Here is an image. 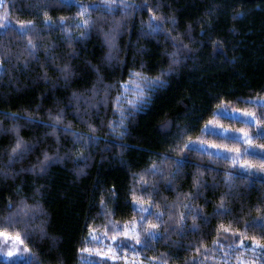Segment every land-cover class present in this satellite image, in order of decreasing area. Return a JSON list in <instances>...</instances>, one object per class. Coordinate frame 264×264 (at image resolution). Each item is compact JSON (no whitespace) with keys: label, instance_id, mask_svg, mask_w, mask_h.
Listing matches in <instances>:
<instances>
[{"label":"trees","instance_id":"16d2710c","mask_svg":"<svg viewBox=\"0 0 264 264\" xmlns=\"http://www.w3.org/2000/svg\"><path fill=\"white\" fill-rule=\"evenodd\" d=\"M262 101L264 0H0V233L23 264H264Z\"/></svg>","mask_w":264,"mask_h":264},{"label":"rangeland","instance_id":"374dc122","mask_svg":"<svg viewBox=\"0 0 264 264\" xmlns=\"http://www.w3.org/2000/svg\"><path fill=\"white\" fill-rule=\"evenodd\" d=\"M261 103L264 104V101ZM222 133L224 134L225 131H222ZM14 238L0 235V259L8 264H23L28 262L30 257L27 250L22 247L20 241ZM10 251L12 252L11 256L8 255Z\"/></svg>","mask_w":264,"mask_h":264},{"label":"snow or ice","instance_id":"6c2138e0","mask_svg":"<svg viewBox=\"0 0 264 264\" xmlns=\"http://www.w3.org/2000/svg\"><path fill=\"white\" fill-rule=\"evenodd\" d=\"M124 6L127 7L128 5L125 4ZM107 7H108V10H110V11L112 10V8H111L110 5L107 6ZM85 23H87V22L85 21ZM153 30H154V31H158V30H159V26H156ZM21 31H23V30H21ZM132 75H133V76H136V77H140V76H141L140 73H133ZM138 90H139L141 93L143 92V89H142V88H139ZM244 140H245L246 142H248V143L251 142V141H250V138L247 136V134H245ZM17 146L19 147V145H17ZM247 154H248V149H244V151H243V153H242L241 155H247ZM238 159H239V157L233 158V160H232L233 164H235V163L237 162ZM0 235H5V234H4V233H0ZM150 235H154V234H150ZM5 238H7V237H5ZM113 238H114V237H113ZM14 239L17 240V241H19V240H20V237H19V236H16ZM252 250L255 251V249H252ZM8 255L11 256V255H12V252L10 251V252L8 253Z\"/></svg>","mask_w":264,"mask_h":264}]
</instances>
